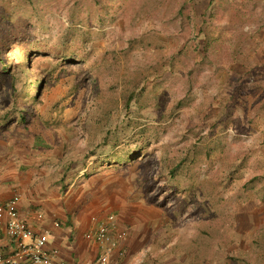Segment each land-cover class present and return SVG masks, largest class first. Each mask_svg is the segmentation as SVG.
I'll use <instances>...</instances> for the list:
<instances>
[{
	"label": "rangeland",
	"instance_id": "374dc122",
	"mask_svg": "<svg viewBox=\"0 0 264 264\" xmlns=\"http://www.w3.org/2000/svg\"><path fill=\"white\" fill-rule=\"evenodd\" d=\"M24 1L0 0V40L7 38V26H17L25 42L31 46L56 48L61 31L67 27V14L73 7L72 0H40L35 11ZM183 1L131 0L130 7L120 21L101 29H89L92 41L88 46L89 51L93 55L111 52V74L114 73V56L119 62V76L122 71L129 73L145 67L155 55L150 51L143 54L139 50L128 52L125 50L127 41L132 38H152L154 31L157 33L163 30L164 20H169ZM209 1H204L207 9ZM202 21L204 20L201 18L198 20V28L202 26ZM71 30H74L73 43L77 45L80 38L77 39L76 34L79 32L77 29ZM214 34L219 39L218 47L221 49L218 58L206 64L196 63L197 60L191 64L185 62L183 67L171 73L169 80L155 93L156 99L161 102L160 106L157 109L153 107L156 100L150 99L151 108L141 113L147 124L143 123L137 127L139 130L147 127L152 138L148 146L149 153L143 158L150 174L157 170L159 156L164 150L169 152V158L173 160L180 151L197 147L194 145L212 144L218 152L216 165L223 163L228 166L231 162L238 161L236 164L242 166L239 175L241 179L230 185L231 188L225 190L219 198L214 185L209 181L205 182L208 177L211 178L217 167L205 157L200 158L195 163L194 176L197 184L201 185L203 196H200L197 202L188 199L187 203L181 204L183 211L178 217L175 230L170 231V234L161 231L158 237L161 239L160 245L165 235L171 238L176 233L177 237L174 236L173 239L177 242L182 238L196 236L203 215L211 224L209 232L217 237L216 229L212 227L213 216L221 220L220 232L226 237V240L221 242L224 248H228L216 250L214 241L208 243L214 244L215 248L207 249L208 243L202 239L199 253H206L209 259L205 262H200V256L193 258L194 251L187 258L181 249L177 255L169 253V259L166 262L159 260L158 264H264V0H221ZM200 40L202 42L203 38L200 37ZM258 40L263 45L259 44ZM10 46L13 48L12 44ZM233 46L235 52H241L238 64L235 65L230 64L228 60ZM52 52L55 53V50ZM8 54L12 57L16 51H9ZM36 61L39 65L42 63L48 79L47 88L42 94L43 104L39 108L41 116L51 117V108L58 104L64 110V131L70 133L74 128L73 133H70L68 149L65 151L68 158L71 153L75 154L78 166L71 175L73 187L66 185L67 189H63H71L69 198L74 199V203L77 202L74 204V211L84 208L92 215L98 213L97 217L101 214L112 215L118 220L120 228L116 226L117 232L124 230L128 236L134 228L137 232L135 244L137 243L139 248L148 244L149 236H146L145 226H149V222L159 223L163 219V209L149 201L157 193L156 186L151 187L152 183L144 184L142 172L135 166L103 168L98 175L88 179L84 177L85 172H92V165L98 156H90L85 162L86 166L82 167L81 158L86 154L83 151L86 152L87 143L83 135L84 126H79L77 119L87 113L89 92H81L72 97L75 79L73 76H65L67 71L78 69V64L62 62L50 55H37ZM64 71L66 72L63 73ZM55 76L61 80L57 82ZM5 77L6 74L0 70V100L6 92H11ZM109 80L113 82L114 77ZM89 85L91 89V84ZM15 88L21 90L20 82H16ZM29 90L33 95L36 88L29 86ZM105 96L108 99L107 93ZM114 102L121 104L117 98ZM180 103L179 108L175 107ZM19 105H22L21 101ZM120 108L121 110L110 113L113 117L109 127L111 130L120 128L121 133H118V136L123 138V124H118L125 111ZM1 123L2 119L0 125ZM1 131L0 129L1 134H5ZM8 138L13 137L6 135L2 139L6 142ZM201 139L203 141L199 143ZM99 140L102 139H95L96 144L101 142ZM131 141L134 143V140ZM138 145L139 148H145ZM251 180L254 186L243 189L242 185ZM177 181L183 188L188 187L187 180L180 177L174 182ZM174 182L169 179L167 185ZM200 199L206 200L209 205L208 211L202 208L203 214L197 212ZM164 205L171 217L174 212L179 213L182 209L175 206L176 202L171 197L167 198ZM216 210L223 216L221 219L215 215ZM148 228L149 232L153 230ZM172 256H176L175 259Z\"/></svg>",
	"mask_w": 264,
	"mask_h": 264
},
{
	"label": "trees",
	"instance_id": "16d2710c",
	"mask_svg": "<svg viewBox=\"0 0 264 264\" xmlns=\"http://www.w3.org/2000/svg\"><path fill=\"white\" fill-rule=\"evenodd\" d=\"M25 1L30 7H33V11L37 10L40 4V0ZM204 1L184 0L169 20L163 19L165 21L162 23L163 30L157 33L154 31L155 35L152 38L129 39L126 51L139 50L141 54L150 51L152 55H155V58H152L151 62L147 60L149 61L148 64L139 70L129 73L122 71L120 76L117 74L119 62L115 56L114 73H110V66L113 63L110 51L99 55H93L89 51L88 46L92 42L89 31L94 27L101 29L120 21L125 16L127 8L130 7L131 0H72L73 7L67 14V27L61 31L56 48L53 49L40 46L33 47L25 42L26 40L23 39L24 36L21 35L17 26L13 28L7 26V38L0 40V70L6 74L5 79L10 84L11 92L9 88L4 98L2 97L0 100L1 132L7 133L13 138L24 136L28 143H32L34 152L49 156L50 160L55 162L58 167L61 181H64L71 171L77 169L78 161L74 157L75 154L71 153L68 158L65 151L68 149L70 133H73L74 128H72L73 131L71 129L72 132L70 133L68 130V132L64 131V127H66L65 121L62 119L64 110L56 104L50 110L51 117L45 118L40 114L39 108L43 104L42 94L47 88L48 79L44 74L45 68H43L42 63L40 65L36 63V57L37 55H42V57L50 55L62 62H76L79 68L67 71L65 76H73L75 79L74 90L71 92L72 97H76L81 92L84 94L89 92L87 113L77 119L78 125L84 126L83 135L87 143V150L86 152L83 151L86 154L81 158L82 167L86 166L85 162L90 156H98L92 165V172H85L84 177L88 179L98 175L103 168L138 167L142 172L141 177L144 184L152 183L151 187L156 186L157 193L151 197L150 203L163 209V219L160 220L154 235L159 237L161 231L170 234V231L175 230L178 217L183 211L181 204L187 203L188 199L197 202L199 197L203 196L200 189L201 185L197 184L194 176L195 163L200 158L205 157L214 164L215 168L217 167L211 178L208 177L205 182L209 181L214 185L216 195L219 198L226 192L225 190L231 188L230 185L232 186L236 180L241 179L239 175L242 166L239 167L236 164L238 161L231 162L228 166L223 163L216 165V153L218 152H216L215 147H212V144L194 145L197 147L180 151L173 160L169 158V152L164 150L159 156V166L152 174L144 164L143 158L149 153L148 146L152 138L147 127L139 130L137 126L143 123L147 124L144 122L145 117H142L141 113L151 108L150 99L156 100L153 107L157 109L161 102L156 99L155 93L169 80L171 73H175L176 69L183 67L185 62L191 64L192 61L197 60L196 63L199 64L209 63L218 58V52L221 50L218 47L219 39L214 34L221 0H210L208 9L205 8ZM200 18L204 21H202V26L198 28ZM152 25L154 29V23ZM71 29H77L79 32L76 34L77 39L80 38L77 45L75 42L73 43L72 34L74 30ZM200 37L203 38L202 42ZM258 41L259 44H262L260 40ZM168 43L172 44L169 45ZM11 44L13 48H11ZM12 50L16 51V54H12L11 57L8 52ZM54 50L55 53L52 52ZM240 53L237 50L235 52L233 46L229 53V63L238 64ZM109 76L114 77L113 82H110ZM55 78L58 79L57 82L61 80L60 77L55 76ZM115 78H117L116 81ZM16 82L21 84L20 91L15 88ZM89 84H91V89H89ZM29 86L36 88L33 95L30 93ZM106 93L108 99L105 96ZM115 98L120 100L121 104L114 102ZM19 101L22 105L18 106ZM180 106L181 103L175 107L179 108ZM120 107L125 111L124 117L118 124H123V138L118 136V133H121L120 128L111 130L109 127L113 117L110 113L121 110ZM133 107L135 108L134 111L132 110ZM61 131L64 132L61 133ZM131 134L134 136H129ZM62 137L63 139H60ZM96 138H101L102 140H99L101 142L96 144ZM131 140H134L136 145ZM202 141L201 139L199 143ZM138 144L145 146V148H139ZM180 177L187 180L188 187L183 188L179 181L174 182L176 178ZM169 179L174 183L167 185ZM159 183L161 184L159 185ZM251 183H253L252 180L244 183L243 189L252 187L253 184ZM169 197L175 200V206L182 208L179 213L178 211L174 212L172 217L168 215L169 212L164 205ZM207 205L206 200L200 199L197 212L202 213V208L208 211ZM215 215L220 219L223 217L218 210L215 211ZM211 218H213L212 227L216 229L217 237L209 232L208 229L211 224L204 219L203 215L196 236L182 238L177 242L176 239H173L174 236L177 237L176 233L171 238L165 235L159 248L154 247L152 242L140 247L132 264H152V262L158 264L163 256L176 253L181 249L187 258L194 251L193 258L200 256V262H205L209 259L208 256L206 253L202 255L199 253L201 252L202 239L207 243L215 241L216 248L214 244L208 243L207 249L215 248L216 250L223 249L221 241L226 240V237L220 232L222 231L219 228L221 220L215 219L213 216ZM227 248L225 246L224 249ZM243 254L246 255V253Z\"/></svg>",
	"mask_w": 264,
	"mask_h": 264
},
{
	"label": "crops",
	"instance_id": "0c3cea01",
	"mask_svg": "<svg viewBox=\"0 0 264 264\" xmlns=\"http://www.w3.org/2000/svg\"><path fill=\"white\" fill-rule=\"evenodd\" d=\"M6 135L9 136L0 133V205L7 203L14 195L20 196L21 215H30L33 228L44 227L49 230L48 248L58 253L55 264H93L101 247L94 240L86 239V233L95 230L98 221L107 219L109 215L101 214L97 217L98 213L92 215L84 208L74 211L77 202L69 198L71 189L63 190L67 189L66 185L74 184L72 171L61 181L58 167L49 156L34 152L32 143H28L24 136L8 138L5 142L2 138ZM38 212L43 214V220L37 219ZM6 221V217L0 218V252L11 253L14 247L7 236ZM55 222L60 226H54ZM158 224L155 221L149 222L145 232L149 242L159 248L161 239L154 235ZM114 225L112 237L117 234L116 226L119 227L116 218ZM148 227L153 230L149 232ZM135 235L137 237V232L132 228L126 239L114 250L112 264H132L139 250V245L135 244ZM119 251H124V256H119ZM177 253H180L179 250ZM167 255L160 261L166 262L169 259ZM172 257L175 259L176 256Z\"/></svg>",
	"mask_w": 264,
	"mask_h": 264
},
{
	"label": "built area",
	"instance_id": "2783aa9c",
	"mask_svg": "<svg viewBox=\"0 0 264 264\" xmlns=\"http://www.w3.org/2000/svg\"><path fill=\"white\" fill-rule=\"evenodd\" d=\"M20 196L14 195L7 203L0 205V218L6 217V232L13 243L11 253L0 252V264H55L58 253L48 248L50 232L44 227L37 229L31 226L30 215H21L19 211ZM38 220H43L41 212L36 214ZM115 218L98 221L95 230L86 233V239L94 240L101 247V252L93 264H112L113 253L119 243L126 239V231H118L111 236ZM54 226L59 227L55 222ZM124 256V251H119Z\"/></svg>",
	"mask_w": 264,
	"mask_h": 264
}]
</instances>
